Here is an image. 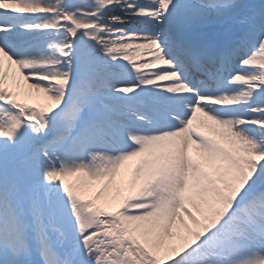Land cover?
<instances>
[{
  "label": "snow or ice",
  "instance_id": "snow-or-ice-1",
  "mask_svg": "<svg viewBox=\"0 0 264 264\" xmlns=\"http://www.w3.org/2000/svg\"><path fill=\"white\" fill-rule=\"evenodd\" d=\"M0 264H264V0H0Z\"/></svg>",
  "mask_w": 264,
  "mask_h": 264
},
{
  "label": "bare ground",
  "instance_id": "bare-ground-1",
  "mask_svg": "<svg viewBox=\"0 0 264 264\" xmlns=\"http://www.w3.org/2000/svg\"><path fill=\"white\" fill-rule=\"evenodd\" d=\"M7 69H8V65H7ZM12 71H15V70L12 68ZM10 75H11V73H10ZM16 80L18 81V83L20 82V80L23 82V80L21 78H19V76H16ZM8 82L12 83L11 79H9ZM28 83L29 82H23V84H21L22 85V89H21L22 90V96L26 93V91H28V93H30V94H32V93H34V91H36L34 89H33V91L29 90L30 88H28ZM26 94L24 95V99L27 102V104H29L31 101H33L34 95H31V97H29V95L27 96ZM37 94L40 96L43 95L42 93H39V92H37ZM35 97L37 100H41L42 103H39V105H41V106L45 105L47 103H50V102L46 101L43 96L42 97L35 96ZM72 178L73 177H69L68 180H70ZM104 184H105V181H93V182H91V187L88 188V191H89L90 197H92V199L95 198L97 192L101 191V189L104 188ZM99 200L103 201L102 202L103 204H105L104 202H105V200H107L108 201L107 204H109V205H115L118 203V198L115 197V193H114L113 189L111 188V186H109V188H107V189H104L103 195L101 196V198ZM97 203H99V202H97Z\"/></svg>",
  "mask_w": 264,
  "mask_h": 264
},
{
  "label": "rangeland",
  "instance_id": "rangeland-1",
  "mask_svg": "<svg viewBox=\"0 0 264 264\" xmlns=\"http://www.w3.org/2000/svg\"><path fill=\"white\" fill-rule=\"evenodd\" d=\"M6 63H5V69L7 70V65H8V63H7V61H5ZM12 68L15 70V66H12ZM16 76H19V74H16ZM19 78H21L22 79V77H20L19 76ZM23 80V79H22ZM24 82V81H23ZM23 82L20 80V82H19V86H20V92H21V95L20 96H18L17 97V99H19L21 102H23V103H27L26 101H25V99H24V95L26 94L27 96L29 95V97H31V95H38L37 94V91H34V93H32V94H30V93H28V91H26V93L22 96V85L21 84H23ZM8 84H9V86H11L12 85V83L11 82H8ZM29 90H32L33 91V89H29ZM31 91V92H32ZM43 96V95H42ZM42 96H40V95H38V97H42ZM39 101H41V100H39ZM39 103V102H38ZM75 180V178L73 177L72 179H70V180H68V182H73ZM84 196H85V198H88V199H92V197H90V194H89V191H88V189L87 190H85V192H84ZM97 202H99L98 204H100V205H102V206H105V207H108V208H110V209H114L115 207H116V205L117 204H115V205H109V204H103L102 202L103 201H101V200H99V201H97ZM105 203V202H104Z\"/></svg>",
  "mask_w": 264,
  "mask_h": 264
}]
</instances>
